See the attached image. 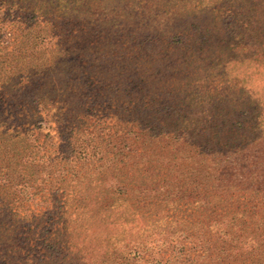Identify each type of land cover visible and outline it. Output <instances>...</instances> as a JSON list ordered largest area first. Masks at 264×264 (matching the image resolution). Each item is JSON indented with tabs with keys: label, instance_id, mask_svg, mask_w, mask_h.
I'll use <instances>...</instances> for the list:
<instances>
[{
	"label": "trees",
	"instance_id": "1",
	"mask_svg": "<svg viewBox=\"0 0 264 264\" xmlns=\"http://www.w3.org/2000/svg\"><path fill=\"white\" fill-rule=\"evenodd\" d=\"M182 1L105 0L98 14L92 10L102 0H0V141L12 143L9 154L0 146L6 164L19 155L14 144L29 136L24 125L41 120V105L50 97L27 91L34 80L26 76L45 75L82 50L90 54L98 48L94 40L104 55L124 62L128 93L143 90L141 70L170 68L168 47H198L213 38L224 49L243 44L239 51L250 62L253 84L242 90L239 110L225 106L187 115L167 108L163 115L153 112L161 120L152 126L119 129L112 148L120 157L111 158L113 170L96 171L90 196L78 201L67 191L75 179H62L65 199L73 202L64 213L79 208L81 217L65 219L61 232L41 241L43 251L31 258L4 260L12 254L0 242V264H264V0H249L241 15L227 14L223 33L213 10L232 0H193L196 12L177 10ZM29 56L42 60L11 65ZM70 100L53 114L57 123L71 114ZM131 111L142 120L144 110ZM60 132L66 158L77 149L85 155L88 146L100 154V144L86 140L90 132L81 126L64 125Z\"/></svg>",
	"mask_w": 264,
	"mask_h": 264
},
{
	"label": "rangeland",
	"instance_id": "2",
	"mask_svg": "<svg viewBox=\"0 0 264 264\" xmlns=\"http://www.w3.org/2000/svg\"><path fill=\"white\" fill-rule=\"evenodd\" d=\"M104 1L92 11L99 14ZM248 3L249 0H232L213 10L215 15L221 17L217 23L220 33H223V25L227 23V19H224L226 15H241L246 10L248 12ZM193 4V0H183L177 10L183 8L185 12H196L199 7H194ZM94 41L99 48L96 40ZM248 43L246 38L244 44ZM221 44V41L213 38L198 47H168L166 55L171 59L170 68L163 67L158 60L155 64L163 66L141 70L139 76L145 86L141 87L143 90L139 94L128 93L124 62L104 55L102 47L95 48L90 54H85L82 50L81 56L76 60L58 63L53 68L50 67L45 75L37 72L26 76L34 80L32 88L27 91L46 93L50 97L41 105L44 110L41 120L24 125L25 133L29 136L24 137L20 144H14L19 155H16L13 164H6L2 159L6 152L0 149V205L6 203L8 207L0 209V242L2 248L8 249L9 254H12L8 258L4 256V260L12 261L17 258L21 261L33 257L32 253L43 251L41 241L61 232L65 219L73 221L81 217L76 212L79 208L72 209L74 212L68 215L64 213L66 203L73 205V202L69 198L65 199L61 190L62 179L64 176L75 179L67 181V191L77 194L80 199L78 201L83 202L81 196L84 193L90 196L94 189L90 187L97 184L91 180L96 171L113 170L114 167L110 164L115 163L111 158L120 157L113 153L114 145L118 147L119 143V136L114 135H117L119 129H124L125 125L152 126L154 121L161 120L160 116L155 120L153 112L163 115L167 108L171 109V114L178 112L188 115L191 111L198 112L202 109L214 111L231 106L239 110L243 107L242 90L246 91L253 86L250 81V62L248 58H241V42L232 49L221 48ZM80 48L84 49V45ZM161 53L165 54L164 51ZM243 53L248 56L247 49ZM231 56H234L235 62L225 66L224 60ZM41 60L42 58L29 56L17 59L11 65L26 61L31 66ZM229 65L230 69H227ZM260 83L263 84L264 81ZM69 99L72 101L71 114L65 118L62 116V121L57 123L53 114L59 107L67 108ZM3 106L5 110L10 109L7 101H4ZM132 108L145 111L140 114L142 120L131 117ZM64 125L81 126L84 131L86 129L90 132L84 137L86 140L89 137L95 138L101 147L100 154L94 153L91 146H88L85 155L77 149L73 156L66 158L67 149L63 146V134L60 132ZM1 143L2 141L0 146L3 145L9 154L12 143ZM98 165L101 166L97 167ZM85 187L86 191L82 190ZM18 237L28 239L29 247L23 245L20 242L23 240H18ZM17 250L22 255L19 258Z\"/></svg>",
	"mask_w": 264,
	"mask_h": 264
}]
</instances>
